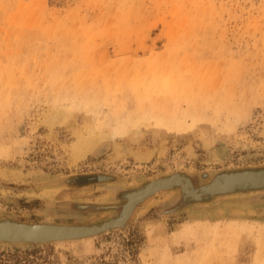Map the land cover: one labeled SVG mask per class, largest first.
Instances as JSON below:
<instances>
[{"label":"rangeland","instance_id":"rangeland-1","mask_svg":"<svg viewBox=\"0 0 264 264\" xmlns=\"http://www.w3.org/2000/svg\"><path fill=\"white\" fill-rule=\"evenodd\" d=\"M80 141L93 142L75 160ZM256 167L264 0H0V220L95 224L119 211L77 204H115L177 172L201 185ZM93 174L113 179L65 184ZM180 200L179 190L158 193L125 228L53 244L50 258L264 264V190L165 214Z\"/></svg>","mask_w":264,"mask_h":264},{"label":"water","instance_id":"water-1","mask_svg":"<svg viewBox=\"0 0 264 264\" xmlns=\"http://www.w3.org/2000/svg\"><path fill=\"white\" fill-rule=\"evenodd\" d=\"M112 179V176L105 174L78 175L65 180V184L84 187ZM174 190L180 191L181 200L165 214L182 211L196 204L209 203L221 196L264 190V167L222 171L208 183L201 185H195L188 174L177 172L120 192L117 197L120 202L115 204H77L76 208L80 211H119L117 217L95 224H38L0 220V244L42 246L89 239L112 230L123 229L139 204L158 193Z\"/></svg>","mask_w":264,"mask_h":264},{"label":"trees","instance_id":"trees-1","mask_svg":"<svg viewBox=\"0 0 264 264\" xmlns=\"http://www.w3.org/2000/svg\"><path fill=\"white\" fill-rule=\"evenodd\" d=\"M53 250V244L0 249V264H53L50 258Z\"/></svg>","mask_w":264,"mask_h":264},{"label":"bare ground","instance_id":"bare-ground-1","mask_svg":"<svg viewBox=\"0 0 264 264\" xmlns=\"http://www.w3.org/2000/svg\"><path fill=\"white\" fill-rule=\"evenodd\" d=\"M139 137V136H138ZM135 140V139H134ZM93 141H85V142H77L75 143L74 145V148H73V156H74V159H79L81 157L84 156L85 152L89 150V148L92 146L91 143ZM107 147V146H106ZM106 147H102L101 148V151L100 152H105L108 148ZM123 147V146H122ZM130 149V148H129ZM117 150V149H116ZM120 150V149H119ZM125 151V150H124ZM128 152V151H127ZM132 152V151H131ZM124 153V152H123ZM132 154V153H131ZM217 157V156H216ZM138 158L140 161H143V158H145V156L143 154H138ZM215 158V157H214ZM85 240V239H84ZM90 240V239H89Z\"/></svg>","mask_w":264,"mask_h":264}]
</instances>
